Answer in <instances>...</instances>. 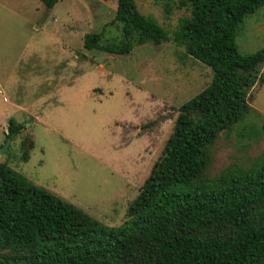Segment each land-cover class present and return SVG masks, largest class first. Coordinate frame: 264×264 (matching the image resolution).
<instances>
[{
  "label": "rangeland",
  "instance_id": "1",
  "mask_svg": "<svg viewBox=\"0 0 264 264\" xmlns=\"http://www.w3.org/2000/svg\"><path fill=\"white\" fill-rule=\"evenodd\" d=\"M132 2L168 38L113 55L84 50L82 40L101 32L100 45L122 42L120 25L110 23L115 0H59L49 10L40 0H0L7 8H0V151L7 121L22 125L0 163L107 227L124 220L179 107L211 77L173 42L187 6ZM234 41L241 55L264 47V6L244 16ZM247 104L259 117L246 114L216 136L206 150L205 178L246 168L264 154V133L239 135L264 118V83L249 89Z\"/></svg>",
  "mask_w": 264,
  "mask_h": 264
},
{
  "label": "trees",
  "instance_id": "2",
  "mask_svg": "<svg viewBox=\"0 0 264 264\" xmlns=\"http://www.w3.org/2000/svg\"><path fill=\"white\" fill-rule=\"evenodd\" d=\"M58 1L40 0L47 10ZM179 5L189 15L177 20L173 42L211 77L179 107L124 220L104 226L0 163V264H264V154L246 168L203 176L206 150L216 136L246 114L259 117L247 104V92L264 83V72H258L264 47L241 55L234 38L244 16L264 0H179ZM110 23L120 25L122 42L100 45L101 32L91 33L84 35L82 48L122 55L168 38L132 0H115ZM21 128L9 119L3 142ZM262 133L264 118L239 135ZM26 159L22 151L20 160Z\"/></svg>",
  "mask_w": 264,
  "mask_h": 264
},
{
  "label": "water",
  "instance_id": "3",
  "mask_svg": "<svg viewBox=\"0 0 264 264\" xmlns=\"http://www.w3.org/2000/svg\"><path fill=\"white\" fill-rule=\"evenodd\" d=\"M8 145H9V140L7 139V140H5V142H4V144H3V147H2V149H1L0 152L5 151V150L7 149V146H8Z\"/></svg>",
  "mask_w": 264,
  "mask_h": 264
},
{
  "label": "crops",
  "instance_id": "4",
  "mask_svg": "<svg viewBox=\"0 0 264 264\" xmlns=\"http://www.w3.org/2000/svg\"><path fill=\"white\" fill-rule=\"evenodd\" d=\"M0 8L3 9V10H4V9L7 10V8L3 5V3H1ZM2 102H3V101H2ZM5 102H6V99H5Z\"/></svg>",
  "mask_w": 264,
  "mask_h": 264
},
{
  "label": "built area",
  "instance_id": "5",
  "mask_svg": "<svg viewBox=\"0 0 264 264\" xmlns=\"http://www.w3.org/2000/svg\"><path fill=\"white\" fill-rule=\"evenodd\" d=\"M0 94H1V92H0ZM1 101L5 102V98L4 97H1Z\"/></svg>",
  "mask_w": 264,
  "mask_h": 264
}]
</instances>
